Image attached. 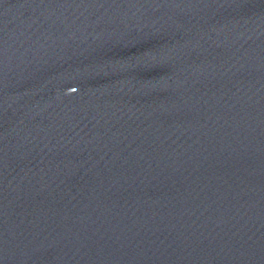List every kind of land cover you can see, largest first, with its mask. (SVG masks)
Instances as JSON below:
<instances>
[{
	"label": "water",
	"instance_id": "water-1",
	"mask_svg": "<svg viewBox=\"0 0 264 264\" xmlns=\"http://www.w3.org/2000/svg\"><path fill=\"white\" fill-rule=\"evenodd\" d=\"M0 264H264V0H0Z\"/></svg>",
	"mask_w": 264,
	"mask_h": 264
}]
</instances>
